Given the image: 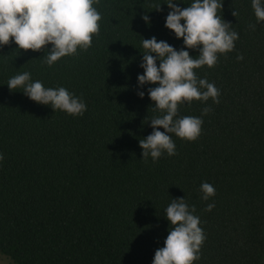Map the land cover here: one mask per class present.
Here are the masks:
<instances>
[{"label":"trees","instance_id":"16d2710c","mask_svg":"<svg viewBox=\"0 0 264 264\" xmlns=\"http://www.w3.org/2000/svg\"><path fill=\"white\" fill-rule=\"evenodd\" d=\"M166 2L99 0L91 47L51 67L43 63L51 45L37 52L11 42L0 47V257L12 264H152L168 235L164 209L185 197L206 236L193 264H264V22L257 24L251 0H223L222 18L239 39L216 66L196 70L220 90V103L181 105V116L212 109L201 135L187 142L173 134L177 154L145 162L139 140L151 134L148 120L157 112L147 95L156 85L137 87L142 39L183 46L164 27ZM180 2L184 8L191 0ZM25 71L81 97L87 110L72 117L22 89L11 92L7 81ZM204 182L216 190L208 201Z\"/></svg>","mask_w":264,"mask_h":264},{"label":"clouds","instance_id":"9594fccd","mask_svg":"<svg viewBox=\"0 0 264 264\" xmlns=\"http://www.w3.org/2000/svg\"><path fill=\"white\" fill-rule=\"evenodd\" d=\"M99 0H0V47L15 44L18 50L40 51L51 45L43 63L51 67L61 58L74 56L78 50H87L92 45L93 36L100 30L101 13ZM180 0L163 3L168 12L164 27L182 39L183 46L176 50L164 40L155 36L142 39L143 74L137 76V87L156 85L147 89V95L157 112L150 121L151 134L139 140L142 159L149 157L156 163L164 154L175 156V137L193 142L201 135L203 116L212 109L204 107L201 116H181L180 107L193 101L206 103L209 99L219 104L220 90L208 79L200 78L196 70L206 66H216L219 56L226 55L235 48L239 34L221 15L223 0H191L190 5L181 8ZM184 4V3H183ZM161 5V4H160ZM160 5L156 11H160ZM257 24L264 22V0H251ZM232 15L238 16V10ZM145 24L149 17H142ZM257 24H250L255 30ZM189 49L198 50V56L189 54ZM243 60L242 55L237 56ZM157 62L159 65L157 66ZM11 92L22 89L29 100L50 106L55 112L62 111L69 116H82L87 105L81 97L69 92L65 87H45L40 80H33L30 72L18 73L7 81ZM143 99L145 92H137ZM159 129H163L160 131ZM4 154L0 153V162ZM202 199L208 201L216 194L212 184L204 182L200 186ZM214 203L208 204L211 211ZM169 223L164 245L155 251L152 264H193L200 260V249L206 239L200 217L195 206H190L185 197L171 199L164 209Z\"/></svg>","mask_w":264,"mask_h":264},{"label":"rangeland","instance_id":"374dc122","mask_svg":"<svg viewBox=\"0 0 264 264\" xmlns=\"http://www.w3.org/2000/svg\"><path fill=\"white\" fill-rule=\"evenodd\" d=\"M0 264H12L8 259L0 257Z\"/></svg>","mask_w":264,"mask_h":264}]
</instances>
